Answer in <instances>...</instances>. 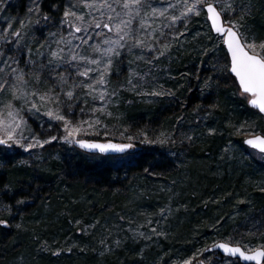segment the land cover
<instances>
[{
  "label": "rangeland",
  "instance_id": "rangeland-1",
  "mask_svg": "<svg viewBox=\"0 0 264 264\" xmlns=\"http://www.w3.org/2000/svg\"><path fill=\"white\" fill-rule=\"evenodd\" d=\"M42 3L0 0V139L11 132L7 146L28 154L31 167L51 143L142 149L106 158L112 173L99 172L91 202L66 207L77 210L66 211V228L46 230L35 217L22 225L19 216V248L0 264H29L34 255V264H239L205 250L218 241L262 248L264 153L243 141L264 135V119L227 77L223 38L208 34L204 6L214 4L242 42L264 53L256 32L264 0H142L135 9L123 0H65L51 8L58 16ZM122 19L131 20L129 36L105 43L123 33L104 25ZM186 54L191 61L181 66ZM65 121L82 131L68 136Z\"/></svg>",
  "mask_w": 264,
  "mask_h": 264
},
{
  "label": "trees",
  "instance_id": "trees-1",
  "mask_svg": "<svg viewBox=\"0 0 264 264\" xmlns=\"http://www.w3.org/2000/svg\"><path fill=\"white\" fill-rule=\"evenodd\" d=\"M64 2L65 0H43L42 7L48 6V13L58 16L61 15L62 10L54 12L51 8L56 4L62 8ZM256 26L257 34L264 35V20L258 21ZM208 34L212 35L209 27ZM219 48L223 51V43H220ZM190 61L189 55L186 54L181 62L182 65H180L185 66ZM227 70H229V67ZM229 79L233 80L230 76ZM234 91L237 92V89L234 88ZM221 95H223L222 92L219 96ZM240 104L244 111L253 112L244 99H241ZM131 115L136 116L137 114L132 112ZM151 115L153 116L154 113ZM258 116L262 120L263 117ZM80 141L90 144L122 145L120 142L111 140ZM80 141L66 150L65 148L57 150L58 146L55 143H51L47 146L50 151L46 155L44 154L43 163L40 167L28 165L23 159L28 154L26 155L19 148L0 145V198H6V202H2L0 207L1 258H5L8 252L11 254L19 248L20 240L23 236L21 225L18 224L19 216L22 225L29 218L35 217L41 220L46 230L51 231L57 223L66 228L64 222H66V211H69L66 207L72 205L69 209L79 208L82 205L84 206L85 203L91 202L93 197L89 194V187L93 188L96 186L94 183L99 172L104 176L112 173L111 168L107 167L106 158L119 155L120 152L136 153L142 149V147H137L135 144H129L130 147L125 148L124 151L108 150L101 152L98 149L80 147ZM240 143L241 147L244 148V144L241 141ZM143 157L145 155H139L137 159L140 162L139 164H141ZM259 201L261 200L256 198L253 204ZM76 209H71L69 212L74 214L77 212ZM28 244L29 242H26L22 247L29 249ZM31 251L32 249L30 248ZM214 253L215 258H220L217 257L221 256L219 253ZM56 257L58 256L54 255L53 260L57 261L59 259V257L57 259ZM34 258L35 255L29 260V264H34ZM60 263L61 261L59 260L58 264Z\"/></svg>",
  "mask_w": 264,
  "mask_h": 264
},
{
  "label": "snow or ice",
  "instance_id": "snow-or-ice-1",
  "mask_svg": "<svg viewBox=\"0 0 264 264\" xmlns=\"http://www.w3.org/2000/svg\"><path fill=\"white\" fill-rule=\"evenodd\" d=\"M119 2V0H118ZM142 0H123L122 7L124 9H135L138 5H140ZM196 3H207V0H196ZM195 8V4L187 9V12H192ZM207 12L210 14L209 19L212 20L213 27L218 33H224V29L218 24L220 20V13L217 12L216 8L211 4L207 3ZM73 13L66 12L65 16L71 15ZM131 15V13H128ZM185 15L187 13H184ZM136 15H139V12H136ZM77 19H82V17H77ZM109 20H112L113 17L109 16ZM131 25V20H120L118 23H115L112 27H109L108 24H105V28H109V31L113 29L117 34L123 33L119 35V39L116 41L105 40V43H115L119 45V42L125 40L126 37L129 36V31L125 29L129 28ZM96 27H100L98 23ZM235 26L233 25V28ZM233 28L227 29L228 39L226 41L228 45L229 52L232 57V66L231 71L237 77L240 88L242 91L252 97L249 103L258 108L260 112L264 113V53L255 51V44H248L246 41L242 42V38L239 34L233 31ZM76 31H80L79 28ZM140 41H137L139 44ZM259 47L264 49V42H262ZM251 48L252 51H248L247 49ZM111 51V49H109ZM54 57L57 55L56 53L52 54ZM75 59V57H73ZM95 62V61H90ZM3 69L0 68V72ZM82 75H87V73H82ZM103 83V80L100 81ZM68 97H72V93H67ZM51 115V113H49ZM56 119L63 120L64 118L60 115H56ZM18 126V125H17ZM7 127H11L10 125ZM65 127L68 131V136H74L75 134H79L82 129L81 128H69L68 122L65 121ZM7 139H0V145H7L8 141L13 140L11 132H7ZM53 139H56L53 137ZM67 139V137H66ZM16 142V141H14ZM71 142V141H70ZM18 143V142H16ZM39 143V142H38ZM80 147L82 148H90V149H98L101 152H106L108 150L112 151H124L125 148L130 147V145H112V144H90L80 141ZM246 144L250 145L252 148L257 149L260 153H264V137L256 136L254 139H249L245 141ZM28 148H25L27 151ZM214 247L220 248L223 250L225 254L236 257L239 256L240 259L245 261H254L255 264H261V260L264 259V246L261 249L257 250H241L239 246L237 247H229L227 244H218Z\"/></svg>",
  "mask_w": 264,
  "mask_h": 264
},
{
  "label": "water",
  "instance_id": "water-1",
  "mask_svg": "<svg viewBox=\"0 0 264 264\" xmlns=\"http://www.w3.org/2000/svg\"><path fill=\"white\" fill-rule=\"evenodd\" d=\"M212 5L216 8L217 12L220 13V11L217 9V7H216L214 4H212ZM206 8H207V4L204 6V11H205V13H206V19H207V21H208V24H209V27H210V29H211V32H212L214 35H217V36L223 38V46H224V49H225V51H226V54H227V57H228V60H229V74L233 77L234 81L236 82V84H237V86H238V88H239L240 93H241V94H245V95H247V96L249 97V99H248V101H247L248 106H249L250 108L254 109L255 111H257V112L263 117V119H264V113L260 112L258 108L253 107V106L249 103V101L252 99V97H251L250 95H248V94H246V93H244V92L242 91V89L240 88V84H239V81H238L237 77H236V76L232 73V71H231L232 57H231V53L229 52L228 45H227L226 41H227V39H228V36H227V29H228V28H232V27L229 26V25H226V24L224 23L223 17H222V15H221V13H220V20L218 21V24L224 29V33H223V34H222V33H218V32L215 30V28L213 27L212 20L209 19V15H210V14L207 12ZM233 31H235V30L233 29ZM235 32H236V31H235ZM256 136L264 137V135H259V134H258V135H255V136H250V137L244 139L243 143H244L246 146L252 148L250 145L246 144L245 141H247V140H249V139H254ZM122 145H129V144L122 143ZM127 148H128V147H127ZM252 149H254V148H252ZM255 150L258 151L257 149H255ZM258 152H259V151H258ZM218 244H227L229 247H237V246H238V245H232V244H229V243H225V242H221V241H220V242H216L215 244H213L212 246H210V247L207 249V251L217 252V253H219L221 256H226V257H230V258H232V259H237L241 264H255L254 261H245V260L240 259L239 256L233 257V256H230V255H228V254H225V253L223 252L222 249L217 248V247H214L215 245H218ZM239 247H240V246H239ZM240 248H241V250H244L242 247H240ZM257 249H261V248H257ZM257 249H255V250H257ZM244 251H245V250H244ZM253 251H254V250H253ZM261 264H264V259L261 260Z\"/></svg>",
  "mask_w": 264,
  "mask_h": 264
}]
</instances>
